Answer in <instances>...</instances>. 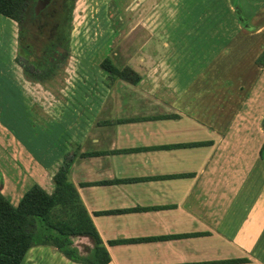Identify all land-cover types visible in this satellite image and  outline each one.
<instances>
[{
	"label": "crops",
	"instance_id": "1",
	"mask_svg": "<svg viewBox=\"0 0 264 264\" xmlns=\"http://www.w3.org/2000/svg\"><path fill=\"white\" fill-rule=\"evenodd\" d=\"M259 12L260 25L237 22V29L264 36ZM16 34V20L0 13V45L6 35L16 45ZM259 39L257 58L246 69L253 90L243 96L239 111L244 117L253 112L259 124L238 121L234 134L216 138L214 127L197 116L198 98H212L211 75L205 79L210 85H197L203 80L196 73L186 80L166 68L146 73L134 59L124 64L140 70L137 82H110L99 65L100 76L81 70L63 90L60 105L44 108L46 154L30 157L35 166L30 186L39 183L51 191L65 155L72 158L69 177L109 251L107 264H264V61L258 58L264 39ZM202 140L209 142L190 144ZM0 175L4 192L7 174ZM78 240L90 243L87 236ZM40 254L54 264H87L48 244L31 246L22 261L36 264Z\"/></svg>",
	"mask_w": 264,
	"mask_h": 264
},
{
	"label": "rangeland",
	"instance_id": "2",
	"mask_svg": "<svg viewBox=\"0 0 264 264\" xmlns=\"http://www.w3.org/2000/svg\"><path fill=\"white\" fill-rule=\"evenodd\" d=\"M263 5L264 0H75L68 54L55 72L42 80L23 73L16 62V45L4 36L0 45V166L8 180L6 192H2L16 203L30 186L35 170L30 157L45 158L46 154L44 108L60 105L63 90L81 70L100 76L99 62L108 53L120 63L135 59L133 64L146 73L166 68L167 74L184 80L196 73L203 80L197 85H210L205 79L213 76L212 98H198L197 116L214 127L220 140L236 132L238 121L260 123L253 112H245L244 117L239 111L243 96L246 99L253 90L252 74L246 69L263 41L259 36L264 39L258 34L248 36L245 28L263 22L256 15L261 11L263 16ZM231 6L235 16L230 13ZM237 7L248 18L247 33L237 29V22L242 25ZM163 42L168 46L161 47ZM161 59L169 64L161 66ZM78 239L75 242L80 243ZM51 263L48 254L36 259V264Z\"/></svg>",
	"mask_w": 264,
	"mask_h": 264
},
{
	"label": "trees",
	"instance_id": "3",
	"mask_svg": "<svg viewBox=\"0 0 264 264\" xmlns=\"http://www.w3.org/2000/svg\"><path fill=\"white\" fill-rule=\"evenodd\" d=\"M30 0H0V13L20 22ZM74 1L70 0L69 31ZM239 22L247 26L248 18L240 7L235 9ZM48 44L38 48L33 43L19 41L16 62L31 79H44L55 71L46 56ZM264 61V51L258 57ZM100 68L108 80L121 78L135 83L140 73L129 64L118 62L110 53L100 61ZM202 140L190 144H207ZM71 157L64 160L52 176L51 191L34 183L13 203L0 191V264H20L31 246L48 244L56 247L67 258L87 264H107L110 254L101 239L91 214L84 205L77 186L70 179ZM87 236L90 243L75 242Z\"/></svg>",
	"mask_w": 264,
	"mask_h": 264
},
{
	"label": "flooded vegetation",
	"instance_id": "4",
	"mask_svg": "<svg viewBox=\"0 0 264 264\" xmlns=\"http://www.w3.org/2000/svg\"><path fill=\"white\" fill-rule=\"evenodd\" d=\"M69 14L70 0H48L46 3H42L41 0H30L22 20L16 21L17 54L19 41L22 39L33 43L38 48L48 44L46 56L52 63L54 70L57 69L59 63L66 58L69 50V38L67 36ZM21 68L25 73L24 68L22 66Z\"/></svg>",
	"mask_w": 264,
	"mask_h": 264
},
{
	"label": "water",
	"instance_id": "5",
	"mask_svg": "<svg viewBox=\"0 0 264 264\" xmlns=\"http://www.w3.org/2000/svg\"><path fill=\"white\" fill-rule=\"evenodd\" d=\"M42 3H46L48 0H41ZM263 124H264V119H263Z\"/></svg>",
	"mask_w": 264,
	"mask_h": 264
}]
</instances>
